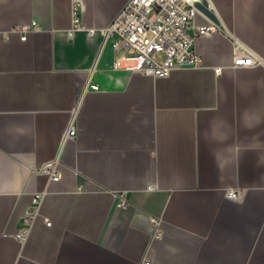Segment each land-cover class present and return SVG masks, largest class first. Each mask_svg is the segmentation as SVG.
Instances as JSON below:
<instances>
[{
	"label": "crops",
	"instance_id": "1",
	"mask_svg": "<svg viewBox=\"0 0 264 264\" xmlns=\"http://www.w3.org/2000/svg\"><path fill=\"white\" fill-rule=\"evenodd\" d=\"M127 1L0 0V264H264V0H202L196 23L228 33L197 37L202 65L163 78L104 36ZM56 157L50 181L38 168Z\"/></svg>",
	"mask_w": 264,
	"mask_h": 264
},
{
	"label": "built area",
	"instance_id": "2",
	"mask_svg": "<svg viewBox=\"0 0 264 264\" xmlns=\"http://www.w3.org/2000/svg\"><path fill=\"white\" fill-rule=\"evenodd\" d=\"M202 0H128L125 6L115 16L114 21L105 29L104 36L116 48H129L134 55L128 70L138 71L144 75L163 78L179 66L195 67L202 65V58L195 50V40L199 36H210L215 32L228 33L222 25L210 21L197 24L199 5ZM72 21L75 28L81 27L79 5L73 7ZM41 25L34 21L32 24L19 28L21 38L26 39V32L40 30ZM255 60L250 55L235 54L232 65L240 67L252 65ZM222 67L215 68L220 74ZM97 89V86H93ZM76 111H72L63 142L76 138ZM58 157L40 165L38 171L48 175L50 181L58 180L61 176ZM152 187V186H151ZM46 190L33 194L29 208L24 212L21 227L15 234L23 243L30 233L35 220L42 215L40 206ZM228 196L234 199L241 197V192L230 189ZM116 207L126 209L130 200L125 192L114 193ZM47 225L51 222L44 218ZM154 227L152 237L162 236L161 219L151 217ZM147 264H150L149 262Z\"/></svg>",
	"mask_w": 264,
	"mask_h": 264
}]
</instances>
